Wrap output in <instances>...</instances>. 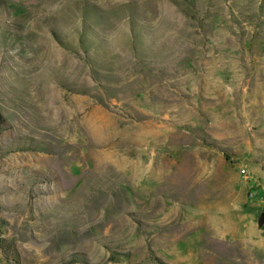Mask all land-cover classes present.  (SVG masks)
Returning a JSON list of instances; mask_svg holds the SVG:
<instances>
[{
  "label": "rangeland",
  "instance_id": "obj_1",
  "mask_svg": "<svg viewBox=\"0 0 264 264\" xmlns=\"http://www.w3.org/2000/svg\"><path fill=\"white\" fill-rule=\"evenodd\" d=\"M264 0H0V264H264Z\"/></svg>",
  "mask_w": 264,
  "mask_h": 264
},
{
  "label": "water",
  "instance_id": "obj_2",
  "mask_svg": "<svg viewBox=\"0 0 264 264\" xmlns=\"http://www.w3.org/2000/svg\"><path fill=\"white\" fill-rule=\"evenodd\" d=\"M258 225L262 227L264 225V212L261 213L259 219H258Z\"/></svg>",
  "mask_w": 264,
  "mask_h": 264
}]
</instances>
